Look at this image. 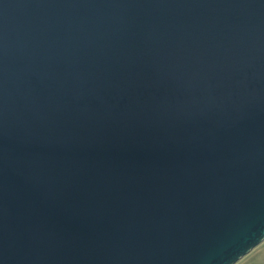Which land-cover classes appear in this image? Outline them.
Returning <instances> with one entry per match:
<instances>
[{
  "label": "water",
  "instance_id": "obj_1",
  "mask_svg": "<svg viewBox=\"0 0 264 264\" xmlns=\"http://www.w3.org/2000/svg\"><path fill=\"white\" fill-rule=\"evenodd\" d=\"M263 242L264 0H0V264Z\"/></svg>",
  "mask_w": 264,
  "mask_h": 264
},
{
  "label": "rangeland",
  "instance_id": "obj_2",
  "mask_svg": "<svg viewBox=\"0 0 264 264\" xmlns=\"http://www.w3.org/2000/svg\"><path fill=\"white\" fill-rule=\"evenodd\" d=\"M237 264H264V242Z\"/></svg>",
  "mask_w": 264,
  "mask_h": 264
}]
</instances>
